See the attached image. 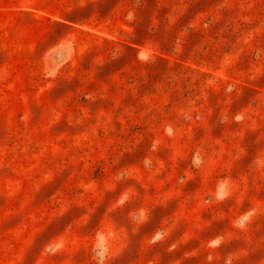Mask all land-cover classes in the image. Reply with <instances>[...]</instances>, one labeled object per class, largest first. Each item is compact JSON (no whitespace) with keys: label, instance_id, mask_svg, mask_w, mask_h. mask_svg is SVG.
<instances>
[{"label":"rangeland","instance_id":"374dc122","mask_svg":"<svg viewBox=\"0 0 264 264\" xmlns=\"http://www.w3.org/2000/svg\"><path fill=\"white\" fill-rule=\"evenodd\" d=\"M0 264H264V0H0Z\"/></svg>","mask_w":264,"mask_h":264}]
</instances>
